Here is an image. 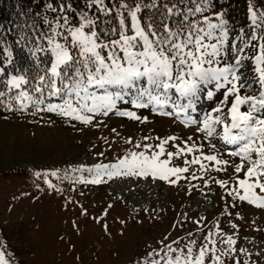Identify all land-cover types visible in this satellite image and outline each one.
<instances>
[{"label": "snow or ice", "instance_id": "obj_1", "mask_svg": "<svg viewBox=\"0 0 264 264\" xmlns=\"http://www.w3.org/2000/svg\"><path fill=\"white\" fill-rule=\"evenodd\" d=\"M216 2L83 0L76 7L70 0H40L35 10L21 12L26 19L12 29L0 25V112L41 119L52 114L71 127L98 129L112 116L148 124V111L191 133L127 137L123 142L132 147L113 162L35 172L61 195L64 189L49 176L68 181L73 192L76 185L116 178H150L172 187L186 181V195L195 190L207 206L219 208L211 222L202 213H181L156 246L130 264H259L248 248L238 247L240 225L234 221L244 217L233 210L245 204L264 210V0H247V30L231 26ZM114 13L118 26L110 24ZM12 32L16 38L9 41ZM14 47L26 53L30 66L16 64ZM213 185L221 190L222 206L211 198ZM112 207L91 219L101 224ZM188 223L193 228L170 239ZM72 227L78 228L76 221ZM101 227L110 234L107 223ZM0 264H12L2 242Z\"/></svg>", "mask_w": 264, "mask_h": 264}, {"label": "rangeland", "instance_id": "obj_2", "mask_svg": "<svg viewBox=\"0 0 264 264\" xmlns=\"http://www.w3.org/2000/svg\"><path fill=\"white\" fill-rule=\"evenodd\" d=\"M231 1L234 7L231 11L241 9L237 15L244 19L241 22L246 21L245 25L238 24L236 18L235 29L247 30V0ZM244 11L246 19L242 16ZM229 23L234 24L231 20ZM143 115L148 116L150 123L139 124L112 116L105 120L107 127L102 125L97 129L80 124L71 127L55 115H51L54 119H41L0 113V242L7 246L12 264H130L139 254L150 252L181 213L188 212L190 216L202 213L209 222L219 217V208L213 210L207 206L199 192L194 190L191 196L186 195V181L172 187L150 178H116L100 186L76 185L73 192L68 181L61 183L49 176L48 179L64 189L61 195L47 188L43 176H35L37 171H63L69 166L113 162L132 147L123 142L127 137L136 141L145 135L191 134L168 118L148 111ZM111 128L121 135L117 137ZM101 137L116 142L105 144ZM101 152L103 157L98 155ZM220 178L227 177L221 174ZM36 185L44 190H38ZM211 191L216 195L211 196ZM211 191L212 200L222 206L221 190L213 185ZM65 197L73 203L65 206ZM196 201L201 203L198 205ZM81 204L88 210L87 217L79 215ZM109 204L113 207L108 209L109 215L101 224L109 225L110 234L91 219L101 215ZM205 206L208 212H203ZM236 211L244 217L234 221L240 225L238 247L248 248L253 253L252 259L264 264V255H255L264 249V210L245 204L233 210ZM72 221H76L78 228L72 227ZM191 228L193 225L188 223L181 231H172L170 239L185 235Z\"/></svg>", "mask_w": 264, "mask_h": 264}, {"label": "trees", "instance_id": "obj_3", "mask_svg": "<svg viewBox=\"0 0 264 264\" xmlns=\"http://www.w3.org/2000/svg\"><path fill=\"white\" fill-rule=\"evenodd\" d=\"M62 2V0H61ZM71 3H73L74 6L80 5L82 6L83 0H70ZM231 0H224L222 2V6H219L218 1L216 2V11L220 10H226V18L236 23V18H238L237 22L238 24H243L244 19H241L237 15L238 11H231L233 10V6L231 5ZM40 4V0H0V25H3L5 29H12L14 25L20 24L26 17L21 16V12L28 13L37 8V6ZM238 16V17H236ZM242 16L246 19V12L242 14ZM107 19V18H103ZM75 22V20H74ZM111 26H118V20L116 19L115 13L113 14L111 20H110ZM105 26V25H101ZM16 38L15 32H12L8 35L9 41H14ZM14 55L16 57V64L23 68L30 66V61L28 60L26 53L23 52L19 47H14ZM2 114H11L16 117H24L27 115H20V114H13L9 112H0ZM50 115V114H49Z\"/></svg>", "mask_w": 264, "mask_h": 264}]
</instances>
